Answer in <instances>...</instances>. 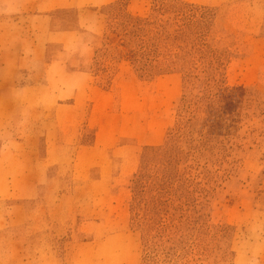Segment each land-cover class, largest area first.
I'll return each mask as SVG.
<instances>
[{"label":"rangeland","instance_id":"374dc122","mask_svg":"<svg viewBox=\"0 0 264 264\" xmlns=\"http://www.w3.org/2000/svg\"><path fill=\"white\" fill-rule=\"evenodd\" d=\"M39 3L0 0V264H264V0Z\"/></svg>","mask_w":264,"mask_h":264},{"label":"crops","instance_id":"0c3cea01","mask_svg":"<svg viewBox=\"0 0 264 264\" xmlns=\"http://www.w3.org/2000/svg\"><path fill=\"white\" fill-rule=\"evenodd\" d=\"M112 2L113 0H40V3L37 5L35 4V7L32 8L30 12H34L38 5L41 6L45 11L75 8L80 10L85 9L84 11L87 10V11L95 12L96 9L106 7L110 5ZM93 19L97 20L98 18H93Z\"/></svg>","mask_w":264,"mask_h":264},{"label":"trees","instance_id":"16d2710c","mask_svg":"<svg viewBox=\"0 0 264 264\" xmlns=\"http://www.w3.org/2000/svg\"><path fill=\"white\" fill-rule=\"evenodd\" d=\"M180 13V12H179ZM179 13H177L176 15H179ZM149 52V51H148ZM147 52V53H148ZM142 55H143V53H142ZM145 55V54H144ZM143 55V56H144ZM146 57H149V54H147V56ZM146 178L147 177H144V175H140L138 178H137V181H136V184L134 185L135 187V190H136V192H135V202H136V205L137 206H139L140 208H139V211H138V215L136 214V216L139 218L140 216V212H142V210L144 211V212H142V213H144V217H143V215L140 217V219L141 220H147L146 218L149 216V213H148V211H149V209H147L148 208V206H147V204H146V198H145V195H146ZM134 202V203H135ZM136 207V206H135ZM137 208V207H136ZM143 217V218H142ZM151 219H150V217H149V219H148V221H150ZM151 230V229H150Z\"/></svg>","mask_w":264,"mask_h":264}]
</instances>
